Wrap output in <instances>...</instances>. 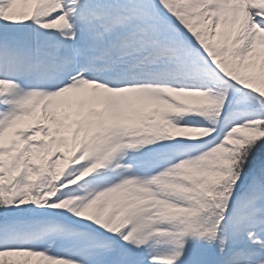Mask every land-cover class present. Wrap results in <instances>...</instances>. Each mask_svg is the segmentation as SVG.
<instances>
[{
	"label": "snow or ice",
	"instance_id": "obj_1",
	"mask_svg": "<svg viewBox=\"0 0 264 264\" xmlns=\"http://www.w3.org/2000/svg\"><path fill=\"white\" fill-rule=\"evenodd\" d=\"M0 264H264V0H0Z\"/></svg>",
	"mask_w": 264,
	"mask_h": 264
}]
</instances>
